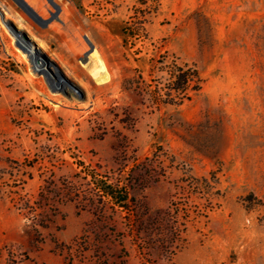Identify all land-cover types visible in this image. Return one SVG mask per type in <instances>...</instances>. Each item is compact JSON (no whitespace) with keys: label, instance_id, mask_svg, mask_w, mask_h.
Wrapping results in <instances>:
<instances>
[{"label":"rangeland","instance_id":"1","mask_svg":"<svg viewBox=\"0 0 264 264\" xmlns=\"http://www.w3.org/2000/svg\"><path fill=\"white\" fill-rule=\"evenodd\" d=\"M26 2L0 0V264H264V0ZM177 66L199 89L164 103Z\"/></svg>","mask_w":264,"mask_h":264},{"label":"trees","instance_id":"2","mask_svg":"<svg viewBox=\"0 0 264 264\" xmlns=\"http://www.w3.org/2000/svg\"><path fill=\"white\" fill-rule=\"evenodd\" d=\"M170 84L167 89L164 103H176L175 99L182 100L190 90L199 89V75L195 69L187 66H177L170 72ZM99 196L110 201L120 211H131L132 197L130 191L123 185L98 178L88 173Z\"/></svg>","mask_w":264,"mask_h":264},{"label":"bare ground","instance_id":"3","mask_svg":"<svg viewBox=\"0 0 264 264\" xmlns=\"http://www.w3.org/2000/svg\"><path fill=\"white\" fill-rule=\"evenodd\" d=\"M29 11H31L32 13H34L35 15H36V13H35V9L34 8H32L26 1H28V0H19ZM38 16V15H37ZM33 35V37L37 40V36L36 35H34V34H32ZM15 36L17 37V40L19 39V35H18V33H15ZM33 39V38H32ZM20 43V42H19ZM39 45L40 46H42L43 44H42V42H40L39 41ZM24 49L27 51V55L33 60L37 55H38V53L40 52V47H35V46H32V45H30V44H27V43H24ZM91 56L92 57H94V58H96V59H98V56H97V54L95 53V52H93L92 54H91ZM29 59V58H28ZM95 59V60H96ZM64 64V63H63ZM35 66L38 68L39 67V69H42V68H44V67H47V68H49V69H51L52 71H53V73H54V75H55V77H56V82L57 83H59V84H61V86H62V88L63 89H69V90H72L71 89V87L68 85V84H66L64 81H62L61 80V78H60V72H59V70H58V67H56L51 61L50 62H47V63H45V64H39V65H37L36 63H35ZM44 66V67H43ZM68 70H70L71 72H73L72 71V69L71 68H68ZM95 72V71H94ZM50 76V75H49ZM54 78V77H53ZM67 81V80H66ZM82 85L86 88V89H88V84H86V83H82Z\"/></svg>","mask_w":264,"mask_h":264},{"label":"water","instance_id":"4","mask_svg":"<svg viewBox=\"0 0 264 264\" xmlns=\"http://www.w3.org/2000/svg\"><path fill=\"white\" fill-rule=\"evenodd\" d=\"M10 28H12L14 31H18V28L16 27V25L11 21V20H7Z\"/></svg>","mask_w":264,"mask_h":264}]
</instances>
